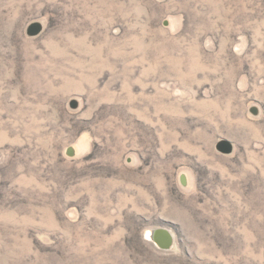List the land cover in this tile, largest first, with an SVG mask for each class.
Segmentation results:
<instances>
[{
	"label": "rangeland",
	"instance_id": "rangeland-1",
	"mask_svg": "<svg viewBox=\"0 0 264 264\" xmlns=\"http://www.w3.org/2000/svg\"><path fill=\"white\" fill-rule=\"evenodd\" d=\"M0 264H264V0H0Z\"/></svg>",
	"mask_w": 264,
	"mask_h": 264
},
{
	"label": "water",
	"instance_id": "water-1",
	"mask_svg": "<svg viewBox=\"0 0 264 264\" xmlns=\"http://www.w3.org/2000/svg\"><path fill=\"white\" fill-rule=\"evenodd\" d=\"M42 31H43V24L41 22H33L27 27L26 34L30 37H35V36H38ZM70 105L73 109H75L77 108L78 103L77 101L72 100ZM252 112L253 114H257V111L255 109H253ZM216 149L220 151L221 153L230 154L233 151V145L227 141H220L219 143H217ZM67 154L69 156H73L74 154L73 148L71 147L68 148ZM159 236L165 240L166 244L169 243L168 238L165 233H161V232L153 233L154 239L160 238Z\"/></svg>",
	"mask_w": 264,
	"mask_h": 264
}]
</instances>
